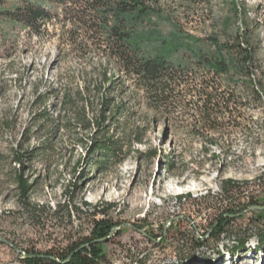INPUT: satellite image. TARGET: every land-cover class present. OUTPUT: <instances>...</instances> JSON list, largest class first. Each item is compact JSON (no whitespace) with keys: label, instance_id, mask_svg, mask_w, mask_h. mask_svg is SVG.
Segmentation results:
<instances>
[{"label":"rangeland","instance_id":"374dc122","mask_svg":"<svg viewBox=\"0 0 264 264\" xmlns=\"http://www.w3.org/2000/svg\"><path fill=\"white\" fill-rule=\"evenodd\" d=\"M235 1L247 6L258 35L255 75L264 90V0ZM48 38L29 39L16 29L0 51V238L6 241L0 242V264H22L24 250L62 251L89 237L98 220L116 224L98 246L106 264H264V243L258 247L264 231V97L256 100L240 89L237 124L226 123L216 144H203L199 123L180 109L153 121L142 93L122 89L128 81L117 77L110 97L123 114L104 126L109 136L123 138L126 158L99 172L81 160L95 139L94 127H75L77 109L60 103L98 73L101 59L60 46L56 35ZM90 90L76 105H86V118L94 120L102 96ZM45 108L49 119L37 116ZM135 128L140 143L127 138ZM20 144L28 152L25 177L33 184L29 206L18 200L13 181ZM226 180L233 184L223 191ZM252 201L260 208L251 210ZM230 209L237 213L229 228L212 237ZM239 238L247 243L232 256L226 249Z\"/></svg>","mask_w":264,"mask_h":264},{"label":"trees","instance_id":"16d2710c","mask_svg":"<svg viewBox=\"0 0 264 264\" xmlns=\"http://www.w3.org/2000/svg\"><path fill=\"white\" fill-rule=\"evenodd\" d=\"M251 23L247 6L235 0H0V51L6 50L10 34L19 29L29 39L40 41L56 35L60 46L80 55L99 56L98 73L90 76L76 93L66 92L60 106L77 109L75 127H94L95 139L84 148L81 160L102 172L109 164H120L126 158L120 145L123 138L109 136L104 126L106 120L123 114V108L114 105L110 97V91L118 89L117 77L128 81V85L120 84L124 85L122 89L142 93L153 121L161 112L171 114L180 109L199 123L197 133L203 144H216L219 137H224L221 129L226 123L237 124L240 117V89L253 99L264 97L255 75L259 43ZM90 89L102 96L94 120L86 118V105H76L77 99L90 93ZM122 89L119 94L125 93ZM43 98L42 94L36 96L39 101ZM38 111L39 118H50L46 108ZM127 138L140 143V128L127 134ZM21 148L22 144L13 155L18 165L13 181L18 200L29 206L33 184L25 177L24 158L28 152ZM167 164L171 170L173 161ZM232 184L230 180L223 181V191ZM98 211L105 212L104 208ZM226 213L218 218L212 237L224 233L237 212L230 209ZM115 227L109 220L94 221L89 237L75 240L55 253L24 250L25 257L20 262L106 264L98 246ZM235 242L226 249L232 256L244 249L247 238ZM263 243L264 231L259 234L258 247ZM202 263L212 264L209 259Z\"/></svg>","mask_w":264,"mask_h":264},{"label":"water","instance_id":"95a60500","mask_svg":"<svg viewBox=\"0 0 264 264\" xmlns=\"http://www.w3.org/2000/svg\"><path fill=\"white\" fill-rule=\"evenodd\" d=\"M260 207H258V206H251L250 207V209L251 210H254V209H259ZM116 228V227H115ZM115 228H113L112 229V231L115 229ZM112 231L110 232V235L112 234ZM206 236V238H208V236L207 235H205ZM107 238V237H106ZM106 238H104V239H106ZM0 242H6L5 240H3L2 238H0ZM200 246V245H199ZM17 252L19 253V251L17 250ZM25 257V255H24V253H22V258H24ZM179 261L180 262H185V263H190L191 261H193V259L192 258H182V259H179Z\"/></svg>","mask_w":264,"mask_h":264},{"label":"built area","instance_id":"2783aa9c","mask_svg":"<svg viewBox=\"0 0 264 264\" xmlns=\"http://www.w3.org/2000/svg\"><path fill=\"white\" fill-rule=\"evenodd\" d=\"M134 264H136V263H134Z\"/></svg>","mask_w":264,"mask_h":264}]
</instances>
